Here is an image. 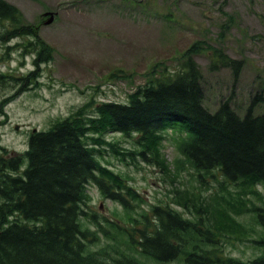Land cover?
<instances>
[{
    "label": "trees",
    "instance_id": "trees-1",
    "mask_svg": "<svg viewBox=\"0 0 264 264\" xmlns=\"http://www.w3.org/2000/svg\"><path fill=\"white\" fill-rule=\"evenodd\" d=\"M21 19L15 7L0 0L4 28L0 42L27 38L7 50L20 49L22 56L34 53V70L25 76L0 75L17 83L18 95L41 86V66L50 63L54 53L37 28L20 25ZM201 44L193 43L181 56L179 71L148 79L128 95L126 103L83 105L47 130L31 132L27 150L20 155L0 147V264H146L144 260L169 264L178 259L184 264H264V235L254 242L261 250L254 260L233 259L222 250L221 237L231 231L227 223L233 222V209L212 206L201 202L200 194L177 190L168 204L138 213L144 198L99 160L108 153L123 154L131 161L138 156L147 164L155 160L164 169L158 147L166 131L179 130L185 134L179 151L201 180L217 171L241 188L264 185V88L252 96L243 118L232 109L230 98L215 111L208 110L202 74L191 57L203 50ZM215 62L234 76L243 65L242 60L220 54ZM259 106L263 110L255 114ZM109 135L134 138L139 151H116L120 141L107 140ZM89 185L118 204L124 219L103 218L109 226L101 228L85 210ZM255 212L264 230V209ZM83 220L100 228L98 233L109 245L89 252L97 235ZM120 241L124 249L118 247Z\"/></svg>",
    "mask_w": 264,
    "mask_h": 264
},
{
    "label": "rangeland",
    "instance_id": "rangeland-1",
    "mask_svg": "<svg viewBox=\"0 0 264 264\" xmlns=\"http://www.w3.org/2000/svg\"><path fill=\"white\" fill-rule=\"evenodd\" d=\"M4 1L19 10L20 25L37 28L41 39L54 51L52 61L41 66V86L37 90L18 95L17 83L0 79V146L8 151L22 153L31 130H47L54 121L83 105L125 103L127 95L148 79L157 78L160 72L179 71L184 62L181 56L198 41L203 42V50L191 57L202 74L203 103L208 110L215 111L230 98L232 109L243 118L252 96L264 88V0ZM45 13L54 16L50 25H44L49 18L43 16ZM5 26L12 28L7 21ZM3 30L0 23V33ZM25 41L28 39L0 42V74L20 78L34 70V55L22 59L20 49L6 55L9 45ZM218 54L243 61L238 76L215 62ZM262 110L259 106L254 113ZM163 135L158 148L164 169L155 160L147 164L138 156L131 161L123 154L108 153L99 160L125 177L144 198L138 213L168 204L177 190L201 193V202L233 209V222L227 223L231 231H224L227 233L222 239L224 253L243 261L258 256L260 251L253 242L263 230L252 210L264 208V186L241 188L226 182L217 171L203 175L201 180L179 151L185 134L168 130ZM107 138L120 141L116 151H139L134 138ZM87 193L85 210L96 217L101 228L109 226L104 219H124L122 209L103 199L93 185L87 187ZM82 222L97 235L89 252L109 245V240L98 233L100 228ZM238 226L242 227L240 231ZM118 247L124 249L121 241ZM170 264L183 262L179 259Z\"/></svg>",
    "mask_w": 264,
    "mask_h": 264
},
{
    "label": "water",
    "instance_id": "water-1",
    "mask_svg": "<svg viewBox=\"0 0 264 264\" xmlns=\"http://www.w3.org/2000/svg\"><path fill=\"white\" fill-rule=\"evenodd\" d=\"M45 15H47V14H45ZM52 21H53V16L50 15V18L45 22V25H49V24H51Z\"/></svg>",
    "mask_w": 264,
    "mask_h": 264
},
{
    "label": "bare ground",
    "instance_id": "bare-ground-1",
    "mask_svg": "<svg viewBox=\"0 0 264 264\" xmlns=\"http://www.w3.org/2000/svg\"><path fill=\"white\" fill-rule=\"evenodd\" d=\"M176 202V201H175ZM172 203V202H171ZM175 204H177V203H175ZM174 206V205H173ZM175 209L177 210V207H175ZM183 210V209H182ZM179 211H180V209H179ZM5 226H7V225H5ZM1 231V230H0Z\"/></svg>",
    "mask_w": 264,
    "mask_h": 264
}]
</instances>
